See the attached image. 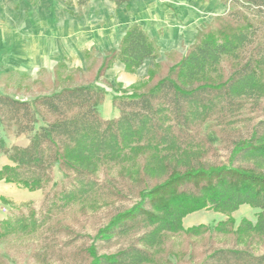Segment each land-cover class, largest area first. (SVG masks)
<instances>
[{"label":"trees","instance_id":"16d2710c","mask_svg":"<svg viewBox=\"0 0 264 264\" xmlns=\"http://www.w3.org/2000/svg\"><path fill=\"white\" fill-rule=\"evenodd\" d=\"M89 1L78 0V7ZM110 1L120 7L131 0ZM221 1L230 3L228 12L200 28L184 54L155 63L128 89L104 76L117 61L135 73L157 59L159 46L140 25L87 72L76 69L63 81L59 64L60 88L50 93H0V156L10 162L0 180L29 191L50 187L40 215L0 221V239L46 230L74 205L134 196L135 204L101 231L99 245L88 247L91 264H148L186 216L207 209L256 208L255 222L243 218L236 232L264 240V0ZM108 88L119 110L115 119L100 113ZM246 113L258 116L243 119ZM9 134L28 136V145L8 146ZM114 170L117 181L108 175ZM101 172L107 178L99 179ZM228 224L215 228L225 231ZM98 246L120 247L101 254ZM202 264H264V253L221 248Z\"/></svg>","mask_w":264,"mask_h":264},{"label":"rangeland","instance_id":"374dc122","mask_svg":"<svg viewBox=\"0 0 264 264\" xmlns=\"http://www.w3.org/2000/svg\"><path fill=\"white\" fill-rule=\"evenodd\" d=\"M30 3L32 6H26V17L36 8L35 0H30ZM211 5L214 10L204 15V26L213 21L214 14L216 16L225 14L230 8V3L221 0H212ZM203 6L206 5L203 4ZM18 9L16 3L8 5L2 2L0 14L10 13L16 16ZM8 27L13 30L9 25ZM4 31V29L1 31L0 36L3 37L0 38V93L32 98L60 88V85L55 87L57 69L53 71L51 68L45 70L17 68L16 48L12 43L7 44ZM3 40L5 46H2ZM74 71L72 69L71 72H67L60 69L61 79L64 81L65 78L77 74ZM107 91L106 102L101 105L100 113L104 119H115L119 116V110L111 102L112 89L108 88ZM255 116L258 115L246 113L243 119H252ZM258 118L255 120L257 121ZM7 143L8 146H26L29 143V137L9 134ZM9 163L7 156H0V169ZM108 175L117 181L116 170ZM105 177L107 178V175L104 172L99 174V179L103 180ZM54 179L57 183L63 180L62 173L58 169L54 170ZM49 190L50 187L45 191ZM45 191H29L19 185L0 180V221L14 220L21 213L29 215L31 211L40 215ZM135 199L137 197L134 196H128L127 199L97 198L84 204L74 205L59 213L50 221L46 230L39 229L30 234L14 233L5 236L0 239V264H91V257L87 253L88 247L99 245L98 237L101 231L119 210L132 207ZM258 211L256 208L244 205L230 214L210 209L191 213L184 218L182 230L166 236L164 243L154 251L153 259L148 264H202L212 251L233 247L261 255L264 253V240L252 234L236 232L243 218L255 222ZM228 220L229 224L225 231L215 228L220 222ZM55 230L58 232L54 236L52 233ZM119 247L115 246L107 250L99 246L97 248L99 253L105 254L114 253Z\"/></svg>","mask_w":264,"mask_h":264},{"label":"crops","instance_id":"0c3cea01","mask_svg":"<svg viewBox=\"0 0 264 264\" xmlns=\"http://www.w3.org/2000/svg\"><path fill=\"white\" fill-rule=\"evenodd\" d=\"M2 2L16 3L19 8L16 16L0 14V36L4 29L5 41L16 48L17 68L54 71L64 64L67 72H87L105 51L119 46L133 25H140L156 40L158 57L146 60L135 73L115 62L104 77L123 88L144 80L149 69L167 56L184 54L204 26V15L214 10L212 0H131L120 7L110 0H90L83 8L78 7V0H35L36 8L26 17L30 0H0V5ZM1 43L5 46L4 40Z\"/></svg>","mask_w":264,"mask_h":264}]
</instances>
